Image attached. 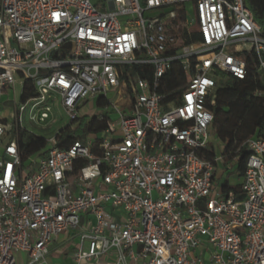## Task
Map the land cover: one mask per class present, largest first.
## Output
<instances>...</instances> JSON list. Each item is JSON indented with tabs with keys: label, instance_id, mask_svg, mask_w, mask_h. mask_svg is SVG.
Returning a JSON list of instances; mask_svg holds the SVG:
<instances>
[{
	"label": "built area",
	"instance_id": "2783aa9c",
	"mask_svg": "<svg viewBox=\"0 0 264 264\" xmlns=\"http://www.w3.org/2000/svg\"><path fill=\"white\" fill-rule=\"evenodd\" d=\"M252 52L263 78L247 0H0V264H49L70 242L75 264H264V139L221 153L213 137L217 87L246 79ZM90 100L111 110L106 130L45 138L27 173L28 106L36 124L53 104L72 122ZM243 149L237 200L218 172Z\"/></svg>",
	"mask_w": 264,
	"mask_h": 264
},
{
	"label": "trees",
	"instance_id": "16d2710c",
	"mask_svg": "<svg viewBox=\"0 0 264 264\" xmlns=\"http://www.w3.org/2000/svg\"><path fill=\"white\" fill-rule=\"evenodd\" d=\"M257 22L264 29V0H247ZM257 55L252 52L249 56L248 69L249 73L246 79L229 78L226 83L217 87V101L213 108L214 122L213 133L226 143V152L239 146V140L235 136L246 135L256 139H264V77L262 78L257 72ZM148 66H139L138 70L142 77H146ZM185 79V73L177 67L171 76V82L179 85ZM25 91L28 95H33L31 83L25 84ZM262 92L259 96L256 93ZM25 98V95H24ZM259 111V114L251 115L252 111ZM107 128L106 117H98L87 121L86 117L78 121H72L70 124L60 129L56 138L61 148H68L72 143L79 139H84L88 132L102 133ZM46 140L44 137L35 134L23 132L21 134L22 160L25 164L32 155L44 156L46 154ZM239 160L236 163L239 177L242 180L248 159V153L245 149L237 153ZM235 152L232 153V156ZM214 151H210L209 158L213 159ZM227 161L224 159L220 163V168L226 170ZM223 194L226 196L230 192L235 194L237 200L243 199L241 191V181L231 185L228 181L221 186Z\"/></svg>",
	"mask_w": 264,
	"mask_h": 264
},
{
	"label": "rangeland",
	"instance_id": "374dc122",
	"mask_svg": "<svg viewBox=\"0 0 264 264\" xmlns=\"http://www.w3.org/2000/svg\"><path fill=\"white\" fill-rule=\"evenodd\" d=\"M94 4L98 5L99 7H102L107 3L108 0H92ZM192 12V10H190ZM226 83L223 81V84ZM110 98L112 101H116L117 97L113 96V94H110ZM9 105H12V103H9ZM32 104H30L27 108V110L23 114L24 118V127L33 132L36 135L43 136L47 140L53 138L57 132L70 124V118L65 114L63 109L61 108V105L59 104H53V111L51 112V117L46 122L36 124L34 122H31L28 118V112ZM87 109L88 112L83 111V115L86 116L87 121H90L94 117H103L106 116L108 113L111 112V110L107 106L102 105H96L93 100H90L87 103ZM259 114V111H252L251 115ZM87 135H91V138L93 140H96L98 137V134L95 132H88ZM213 137L215 141L218 143L220 147L221 153L226 152V143L222 141L217 135L213 133ZM239 140V144L244 142L247 138L246 135H239L237 134L235 136ZM227 163L230 162L229 159H226ZM236 165V164H235ZM234 165L233 169L226 170L225 166L221 167L218 172V182L219 187H221L225 181H228L229 184L235 185L241 181L239 177L238 170L236 169V166ZM35 164L27 162V165L24 164V169L27 171V173H31L34 171ZM63 239V238H62ZM73 247V243L70 242L69 244H66L59 249H53L50 255L48 256V262L49 264H69L67 261L66 256L62 255V250L66 248ZM204 249V248H203Z\"/></svg>",
	"mask_w": 264,
	"mask_h": 264
},
{
	"label": "crops",
	"instance_id": "0c3cea01",
	"mask_svg": "<svg viewBox=\"0 0 264 264\" xmlns=\"http://www.w3.org/2000/svg\"><path fill=\"white\" fill-rule=\"evenodd\" d=\"M85 112H88V109H86ZM85 117H86V116H85ZM27 161H28V160H27ZM27 161H26V162H27ZM53 249H59V247H58L56 244H54V245L52 246V248H51V252H52ZM67 261L69 262V264H75V262H73V261L70 260V259H67Z\"/></svg>",
	"mask_w": 264,
	"mask_h": 264
}]
</instances>
